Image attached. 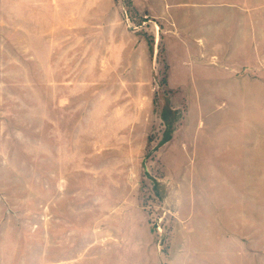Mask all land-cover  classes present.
Instances as JSON below:
<instances>
[{"label":"rangeland","instance_id":"rangeland-1","mask_svg":"<svg viewBox=\"0 0 264 264\" xmlns=\"http://www.w3.org/2000/svg\"><path fill=\"white\" fill-rule=\"evenodd\" d=\"M0 264H264V0H0Z\"/></svg>","mask_w":264,"mask_h":264}]
</instances>
